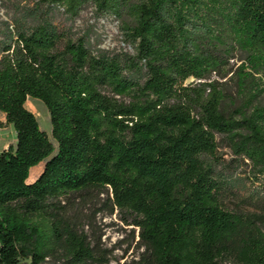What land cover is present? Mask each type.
I'll list each match as a JSON object with an SVG mask.
<instances>
[{"label": "trees", "instance_id": "16d2710c", "mask_svg": "<svg viewBox=\"0 0 264 264\" xmlns=\"http://www.w3.org/2000/svg\"><path fill=\"white\" fill-rule=\"evenodd\" d=\"M131 1L40 4L74 16L87 4L100 15L129 13L133 56L92 55L81 40L60 49L56 29L34 20L0 34V128L11 126L16 139L0 152V264H44L57 249L70 264H105L51 212L60 197L89 188L131 217L145 247L136 264H264V201L250 196L258 212L246 220L226 211L221 196L235 184L217 154L224 137L264 186V107L226 118L206 82L214 54L194 50L165 0ZM231 1L233 31L264 66V0ZM30 98L46 108L50 136L26 108Z\"/></svg>", "mask_w": 264, "mask_h": 264}, {"label": "rangeland", "instance_id": "374dc122", "mask_svg": "<svg viewBox=\"0 0 264 264\" xmlns=\"http://www.w3.org/2000/svg\"><path fill=\"white\" fill-rule=\"evenodd\" d=\"M151 0H132L131 4ZM172 3H171V2ZM174 2V3H173ZM169 18L187 30L195 51L208 50L218 64L213 65L206 82L216 88L220 112L228 119H246L256 107H264V66L258 63L248 46L235 34L231 22L236 7L231 0H165ZM51 24L62 36L59 48L67 41L81 40L92 55L133 56L132 44L127 38L128 30L135 27V20L129 13L120 17L100 15L87 4L78 15H71L65 8H46L40 0H0V34L9 27L15 30L16 23L30 27L34 23ZM186 81V84L193 82ZM128 102V98L112 96ZM26 108L35 116L41 130L51 134L49 114L44 105L35 99H28ZM3 117L0 116V119ZM244 134V133H241ZM13 128L0 131V152L14 146ZM217 154L223 161V168L235 186L233 192L221 196L223 208L249 219L258 212L250 196L264 201V186L253 177L248 161L234 156L231 144L224 137H217ZM42 167L32 170L30 182L40 173ZM107 195L100 189H86L60 197L54 202L53 214L66 225L85 235L94 248V257L105 264H136L145 247L138 238V231L130 226L131 217L118 210L111 211ZM264 234V226L260 227ZM44 264H70L65 252L57 249ZM218 264H237L231 258Z\"/></svg>", "mask_w": 264, "mask_h": 264}, {"label": "crops", "instance_id": "0c3cea01", "mask_svg": "<svg viewBox=\"0 0 264 264\" xmlns=\"http://www.w3.org/2000/svg\"><path fill=\"white\" fill-rule=\"evenodd\" d=\"M0 116L3 117L2 119H0V122H1L2 124H4V123H5L4 115L0 113ZM8 127H10V126H8ZM1 130H2V129L0 128V131H1ZM15 143H16V140H15L14 144H15Z\"/></svg>", "mask_w": 264, "mask_h": 264}, {"label": "built area", "instance_id": "2783aa9c", "mask_svg": "<svg viewBox=\"0 0 264 264\" xmlns=\"http://www.w3.org/2000/svg\"><path fill=\"white\" fill-rule=\"evenodd\" d=\"M14 134H15V132H14Z\"/></svg>", "mask_w": 264, "mask_h": 264}]
</instances>
